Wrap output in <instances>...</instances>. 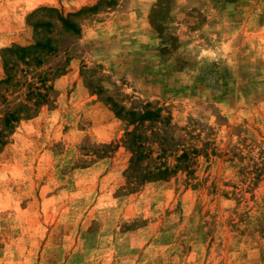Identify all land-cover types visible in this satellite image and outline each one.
I'll list each match as a JSON object with an SVG mask.
<instances>
[{
  "label": "rangeland",
  "instance_id": "obj_1",
  "mask_svg": "<svg viewBox=\"0 0 264 264\" xmlns=\"http://www.w3.org/2000/svg\"><path fill=\"white\" fill-rule=\"evenodd\" d=\"M101 1L0 0V50L41 38L39 7ZM73 21L79 35L56 23L58 52L0 86V132L35 72L50 88L0 141V264H264V0H115ZM107 96L168 114L172 146L151 143L147 162L173 168L185 150L191 172L127 192Z\"/></svg>",
  "mask_w": 264,
  "mask_h": 264
},
{
  "label": "trees",
  "instance_id": "obj_2",
  "mask_svg": "<svg viewBox=\"0 0 264 264\" xmlns=\"http://www.w3.org/2000/svg\"><path fill=\"white\" fill-rule=\"evenodd\" d=\"M115 4V0H104L98 4L82 8L81 10L63 15L60 11L52 7H39L27 16L28 24L32 27L36 39L32 44L27 46H11L0 50V58L4 70V79L0 81L1 85H11L16 78L17 68L23 65L28 68V71H34L43 66L45 58L58 52L56 40L53 33L56 23L59 24L60 30L71 35H79L80 27L73 19H77L86 13L96 14L102 7H110ZM47 35V36H45ZM27 72V71H24ZM58 68L56 74L61 73ZM37 81H40L39 86L35 83H28V92L26 94L25 103L19 104L13 111L7 112L3 118V128L0 132L1 146L4 142V135L8 134L13 124L22 119H30L38 112L39 108L49 103V90L46 86V73H34ZM95 95L104 93L102 88H95ZM103 103L109 105L117 119L126 125V130L123 136V147L131 154L128 168L125 171L127 192L135 191L136 188L145 183L166 181L171 174L178 170L190 173V158L189 153L181 150V154L176 157L177 164L170 168L165 163L151 167V155L153 150L150 144H157L160 155H165L172 146V139L168 136V131L171 130L170 116L163 115L161 108H154L150 103L144 104L140 109H127L116 102L112 97L104 98ZM165 134V135H164ZM112 147L113 152L116 145H103L101 150L103 153ZM174 150L173 152H177ZM196 150H192L194 153Z\"/></svg>",
  "mask_w": 264,
  "mask_h": 264
}]
</instances>
